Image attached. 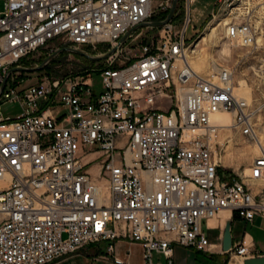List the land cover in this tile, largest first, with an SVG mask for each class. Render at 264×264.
Here are the masks:
<instances>
[{
	"label": "built area",
	"instance_id": "1",
	"mask_svg": "<svg viewBox=\"0 0 264 264\" xmlns=\"http://www.w3.org/2000/svg\"><path fill=\"white\" fill-rule=\"evenodd\" d=\"M151 1L0 0V264H50L99 242L111 264H128L117 242L135 245L139 264H173V247L253 256L243 237L225 253L210 244L207 221L220 211L245 223L264 219V154L247 174L223 175V127L209 117L229 114L228 131L253 140L259 107L234 95L231 67L189 68L190 0H181L179 18L174 6L165 25L129 34L104 60L95 88L89 76L44 73L26 83L24 72L9 73L53 41L108 52L151 21ZM257 1L213 0L210 19L222 23L228 46L264 47ZM133 42L134 59L111 66ZM257 70L264 75V63ZM8 104L19 113L4 114Z\"/></svg>",
	"mask_w": 264,
	"mask_h": 264
},
{
	"label": "rangeland",
	"instance_id": "2",
	"mask_svg": "<svg viewBox=\"0 0 264 264\" xmlns=\"http://www.w3.org/2000/svg\"><path fill=\"white\" fill-rule=\"evenodd\" d=\"M171 1L172 0H152L150 3V9L153 12L151 21L159 22L163 20L169 10L168 6ZM258 1L262 2L264 0ZM181 2V0H177L175 4L176 9L178 10L176 19L180 17L182 12V8L180 7ZM212 3L213 0H190L189 8L191 22L185 32V40H188L186 51H191V49L197 45L196 51L199 50V55L204 59L206 58V64L203 68H201L203 69L202 71L201 69L197 71L195 68L192 70L196 71L197 74H203L208 72L211 65L214 63L224 65L228 68L231 67L234 70L233 86L236 88L235 93L239 95L237 90H239L240 84L243 83L250 92L248 97L250 101L247 99L248 102H250L253 107H259L258 111L253 116V124L256 128V133H258L259 137L262 138V149L264 151V75L260 76L257 70V68L264 63V47L258 48L257 50H250L248 48L244 49L238 46H228L223 39V29L221 25L217 27V20L210 19ZM159 5L162 7H159ZM2 8L3 3L0 2V11ZM210 27H217L215 31V40L211 41L210 45H204L201 41L202 38L209 33L208 29ZM149 33H151L150 29L148 30L144 27L135 31V34L141 35ZM63 48L67 47L59 46L57 42L53 41V43L43 49H40L36 54L29 58L23 64L22 68H34L38 66L44 58L54 54L56 50ZM223 48H226L225 50L227 55L221 53ZM137 50L138 42L126 44L123 47L119 59L114 61L111 66L117 67L118 65L126 64L132 61L134 59V55L137 53ZM82 52L91 56H101L103 53H106L104 47L94 50L91 48H85ZM107 65L108 63L104 60L91 62L73 53L69 54L67 52H61L56 54L51 61L38 72H24L22 75L28 78L26 83H33L39 75L44 73H47L52 76L53 79L56 78L58 80H80V78L84 80L86 79V76H89V80L92 84H94L93 88H95L97 85V73ZM2 109L4 114L16 115L19 113V108H17L16 105L8 104L7 106L2 107ZM217 135L218 141L223 142L220 147V163L225 166L224 168H221L223 175H229L231 177L240 175L241 172L248 169L251 160L261 154L259 151H252L255 147L254 140H245L238 134L226 130H220ZM247 173L248 171L246 174ZM211 221H213L215 227L207 230L206 234L208 241L212 245H218L224 223L227 221L230 222L231 220L226 214H223L219 219ZM246 231L249 232L247 229ZM252 245L250 247L253 248V256H255V254L264 255V251H260L261 249L256 247L254 242ZM173 248V264H238L239 261L238 259L228 260L226 256L220 253L209 254L205 251L190 250L192 251V254H189L182 248ZM130 249L132 251L130 254V263L139 264V249L134 247H131ZM63 257L64 256L60 257V259ZM60 259H57L54 262ZM156 261H158V258L153 257V262Z\"/></svg>",
	"mask_w": 264,
	"mask_h": 264
},
{
	"label": "crops",
	"instance_id": "3",
	"mask_svg": "<svg viewBox=\"0 0 264 264\" xmlns=\"http://www.w3.org/2000/svg\"><path fill=\"white\" fill-rule=\"evenodd\" d=\"M95 168H91L90 172L93 175L95 173ZM229 217V214H226ZM213 227H215L213 221L210 223ZM249 230V232L246 231ZM230 235L231 241L235 242L236 240L243 237L245 243L248 246H251L253 242L256 247L261 249L260 251H264V219L259 217H254L250 222L245 223L237 218H233L230 221ZM254 238V240H253ZM106 246V242H99L95 244H91L89 246H84L76 250V252L64 256L60 260L56 262H52L51 264H111L110 261L104 260L101 256L104 254V247ZM254 246V245H252ZM131 247L137 249L135 245H127L125 242H117L116 248L118 249V255L122 259V261L130 263V254ZM255 247V246H254ZM126 250L129 251L126 256ZM185 250V249H184ZM187 253H191L189 249L186 250ZM263 254H255V256H261Z\"/></svg>",
	"mask_w": 264,
	"mask_h": 264
},
{
	"label": "water",
	"instance_id": "4",
	"mask_svg": "<svg viewBox=\"0 0 264 264\" xmlns=\"http://www.w3.org/2000/svg\"><path fill=\"white\" fill-rule=\"evenodd\" d=\"M176 4V0H172L170 5H169V10L166 14V16L164 17V19L162 21H159V22H153V21H148V23H143V24H139L138 26L134 27L133 29L129 30L119 41H118V44L116 47L110 49L108 52L106 53H103L101 56H91V55H88V54H85L84 52L82 51H79V50H76V49H73V48H63V49H58L54 52V54H51L49 56H47L46 58L43 59V61H41V63L34 67V68H15V69H12L9 71L10 72H19V73H32V72H38L39 70H41L45 65H47L51 59L58 53H61V52H67V53H73L83 59H87L91 62H97V61H102V60H105L106 57L113 53L117 48H119L123 43H124V40L126 39V37L133 33L134 30L138 29V28H147V27H154V28H159L163 25H165L164 23H166L168 20H170L172 14H173V11H174V6ZM230 222H225L224 225H223V228H222V233H221V236H220V239H219V246H220V251L222 253H225L227 252L229 249H230V244H231V235H230ZM242 263L241 264H264V255H261V256H251V258H246V259H243L241 261Z\"/></svg>",
	"mask_w": 264,
	"mask_h": 264
},
{
	"label": "bare ground",
	"instance_id": "5",
	"mask_svg": "<svg viewBox=\"0 0 264 264\" xmlns=\"http://www.w3.org/2000/svg\"><path fill=\"white\" fill-rule=\"evenodd\" d=\"M219 25H222V23H219V24H217V27L219 26ZM216 27V28H217ZM216 28H209L208 30H209V33L205 36V37H203L202 38V41H201V43H203L204 45H210L211 44V41H213V40H215L214 38H215V31H216ZM217 39V38H216ZM203 45V46H204ZM196 47H197V45L195 46V47H193L192 49H191V51L190 50H188V51H185V53H184V56H185V60H186V62H187V64H188V66H189V68L192 70H194V68H195V70H199V69H201V68H203V66L206 64L205 63V59L202 57V56H200L199 55V50L198 51H196ZM226 49V48H225ZM224 48H223V50H222V54H226V50H225ZM202 50H205V49H202ZM190 52V53H189ZM203 52V51H202ZM228 52V51H227ZM205 54V53H204ZM227 55V54H226ZM215 64V63H214ZM214 64H210L211 65V67H214ZM192 70V71H193ZM203 69H201V71H202ZM194 73H196L197 74V72L196 71H193ZM235 87H234V89H233V93H234V95L236 96V97H238V98H241V99H244L246 102L249 100L248 99V97H249V89L246 87V86H244V84L243 83H241L240 84V88H239V90H237L238 91V94L239 95H237L236 93H235ZM248 99V100H247ZM250 101V100H249ZM209 119H210V121L213 123V124H218L219 126H221V127H223L222 128V130H226V131H228V129H227V127H229L230 125H231V119L232 118H230V115L229 114H227V113H223V112H215V114H213V115H211L210 117H209ZM256 129V128H255ZM219 132V131H218ZM255 134H256V137L253 139L254 140V144H255V147L253 148V150L252 151H259L261 154H264V151H263V149H262V145H263V142H262V138L261 137H259V135H258V133H256V130H255ZM258 135V136H257ZM242 156V155H241ZM248 171V169H245V171L243 172L244 174H246V172ZM223 214H228L227 212H225V211H220V212H218V216L216 217V218H214V219H219ZM214 219H211V220H214ZM211 220H208L207 221V225H208V227H210L211 229H213L214 227L212 226V225H210V223L212 222ZM210 247H212V249L214 250V247L213 246H210ZM235 259H237V258H235ZM239 260V259H238ZM237 260V261H238ZM242 262L239 260L238 261V264H241Z\"/></svg>",
	"mask_w": 264,
	"mask_h": 264
},
{
	"label": "trees",
	"instance_id": "6",
	"mask_svg": "<svg viewBox=\"0 0 264 264\" xmlns=\"http://www.w3.org/2000/svg\"><path fill=\"white\" fill-rule=\"evenodd\" d=\"M234 217H232V219H233Z\"/></svg>",
	"mask_w": 264,
	"mask_h": 264
}]
</instances>
